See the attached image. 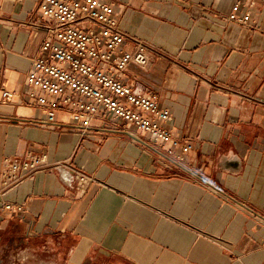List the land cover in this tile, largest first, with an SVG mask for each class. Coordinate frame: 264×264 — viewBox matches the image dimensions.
Returning <instances> with one entry per match:
<instances>
[{
  "label": "crops",
  "instance_id": "crops-1",
  "mask_svg": "<svg viewBox=\"0 0 264 264\" xmlns=\"http://www.w3.org/2000/svg\"><path fill=\"white\" fill-rule=\"evenodd\" d=\"M39 1L0 0V180L28 151L50 167L0 192V264H264V0L241 1L245 24L227 20L237 0H104L124 48L162 53L123 80L171 111L182 159L112 114L86 134L66 111L35 124Z\"/></svg>",
  "mask_w": 264,
  "mask_h": 264
},
{
  "label": "built area",
  "instance_id": "built-area-1",
  "mask_svg": "<svg viewBox=\"0 0 264 264\" xmlns=\"http://www.w3.org/2000/svg\"><path fill=\"white\" fill-rule=\"evenodd\" d=\"M241 1L235 2L227 20L249 22L251 12L240 13ZM37 8L39 20L33 19L29 24L44 29L46 34L27 74L31 89L26 103L44 113L35 119V124H55L57 113L66 111L72 116V125L86 134L96 115L112 114L147 133L154 142L170 143V154L178 148L182 159L191 144L175 135L170 125L171 111L161 105L154 91L143 94L123 80L131 63L145 67L151 52L159 56L162 53L142 40H135L132 49L124 48L128 35L119 26L114 6L107 1L40 0ZM14 95L3 88V101H11ZM48 168L47 156L34 151L8 158L1 174L0 192ZM71 169L78 171L74 166ZM78 177L87 181L81 171ZM13 204L6 203L5 208L11 210ZM17 208L22 209L20 205Z\"/></svg>",
  "mask_w": 264,
  "mask_h": 264
}]
</instances>
